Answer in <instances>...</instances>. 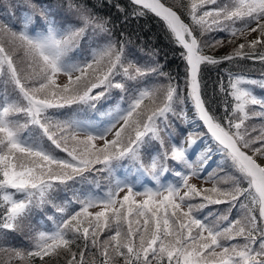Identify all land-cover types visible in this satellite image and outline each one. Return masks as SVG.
<instances>
[{
    "label": "snow or ice",
    "instance_id": "1",
    "mask_svg": "<svg viewBox=\"0 0 264 264\" xmlns=\"http://www.w3.org/2000/svg\"><path fill=\"white\" fill-rule=\"evenodd\" d=\"M0 264H264V0H0Z\"/></svg>",
    "mask_w": 264,
    "mask_h": 264
},
{
    "label": "trees",
    "instance_id": "2",
    "mask_svg": "<svg viewBox=\"0 0 264 264\" xmlns=\"http://www.w3.org/2000/svg\"><path fill=\"white\" fill-rule=\"evenodd\" d=\"M168 4H173L175 3V0H165ZM129 29L139 33L145 41H147L149 44L154 45L157 48L162 49L164 52H169V48L167 46V40L165 39L164 32L162 30L161 22L156 20V19H145L141 20L140 22L133 21L128 25ZM222 52L224 51H230V49H223L221 50ZM172 67H175V63H173ZM245 69H250L252 67L251 62H248L247 64L243 65ZM255 68L257 69L254 72H251L250 75L252 78H259L260 76V65L256 64ZM239 69L233 68V71H237ZM216 79V73L213 72L210 74V80L209 83L211 84V81ZM259 92V90H257ZM182 127H187L186 122L182 124ZM215 167V164L212 165ZM147 178H144L142 180V183H145ZM105 182L102 181V184ZM150 186V185H149ZM210 186V185H207ZM103 190H106L103 189Z\"/></svg>",
    "mask_w": 264,
    "mask_h": 264
},
{
    "label": "rangeland",
    "instance_id": "3",
    "mask_svg": "<svg viewBox=\"0 0 264 264\" xmlns=\"http://www.w3.org/2000/svg\"><path fill=\"white\" fill-rule=\"evenodd\" d=\"M217 162H219V161L217 160ZM191 182L197 183L198 185L203 183L202 181H200L199 179H196V178H193ZM205 186H207V184Z\"/></svg>",
    "mask_w": 264,
    "mask_h": 264
}]
</instances>
